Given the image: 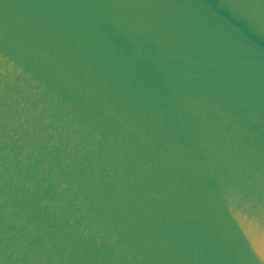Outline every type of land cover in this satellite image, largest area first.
Instances as JSON below:
<instances>
[{
  "label": "water",
  "instance_id": "95a60500",
  "mask_svg": "<svg viewBox=\"0 0 264 264\" xmlns=\"http://www.w3.org/2000/svg\"><path fill=\"white\" fill-rule=\"evenodd\" d=\"M0 264H264V0H0Z\"/></svg>",
  "mask_w": 264,
  "mask_h": 264
}]
</instances>
